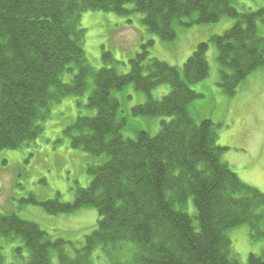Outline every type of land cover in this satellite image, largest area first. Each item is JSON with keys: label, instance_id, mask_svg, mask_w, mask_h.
Listing matches in <instances>:
<instances>
[{"label": "trees", "instance_id": "obj_1", "mask_svg": "<svg viewBox=\"0 0 264 264\" xmlns=\"http://www.w3.org/2000/svg\"><path fill=\"white\" fill-rule=\"evenodd\" d=\"M89 10L140 12L146 30L165 42L177 37L176 24L214 23L224 15L236 22L198 43L181 68L150 57L149 40L130 59V71L120 73L95 67L86 55L81 16ZM263 16L264 9L240 12L233 0H0V152L35 142L52 108L67 97L82 98L92 80L87 103H78L88 111L64 133L74 149L100 160L89 165L90 184L76 188L73 202L29 199L51 214L97 208V227L83 245L52 240L37 223L0 212V264H6L3 238L23 241L28 264H52V249L59 264H96L97 250L110 264H241L228 231L248 225L253 240L264 239V192L223 160L227 148L218 144L211 115H194L190 107L203 96L192 85L209 76L210 42L225 94H236L264 67ZM103 59L118 63L109 51ZM130 84L147 96L133 107L134 116L170 119L161 121L157 134L124 136L126 119L115 92ZM162 84L171 91L157 99L153 90ZM247 264H264V251L251 253Z\"/></svg>", "mask_w": 264, "mask_h": 264}, {"label": "rangeland", "instance_id": "obj_2", "mask_svg": "<svg viewBox=\"0 0 264 264\" xmlns=\"http://www.w3.org/2000/svg\"><path fill=\"white\" fill-rule=\"evenodd\" d=\"M233 5L240 12L258 11L264 9V0H233ZM127 7L134 8L132 4ZM142 19L140 12L130 15L101 10L84 12L81 26L87 30L84 49L90 62L97 68L115 67L118 72L127 73L130 71V59L142 50V44L153 40L152 45L148 46L150 57L181 68L198 43L223 34L236 22L235 18L224 15L214 23L189 27L176 24L177 37L165 42L157 34L149 33ZM258 30L264 36V16L258 21ZM104 51L111 52L118 63L105 62ZM207 57L210 73L204 81L192 85L203 96L193 102L191 112L194 115L200 112L211 115L217 127L218 144L227 148L222 155L223 160L242 181L264 192V67L252 73L236 94L228 95L219 86L220 65L213 42L209 44ZM91 89L92 80L82 98L67 97L56 104L51 117L44 123L43 133L35 142L24 144L16 150L0 152V212L16 213L22 219L37 223L52 240L64 239L78 247L97 227V208L86 206L71 212L51 214L42 204L29 199L33 197L44 202L58 198L61 202H73L76 188L89 186L92 176L88 167L100 160L74 149L64 129L80 113L88 111L78 103H87ZM170 91L169 84H162L153 90V96L160 99ZM115 96L121 103L120 117L126 119L123 127L125 137H136L140 130L155 135L161 121L170 120L134 116L133 107L144 103L147 96L136 90L133 84L116 91ZM188 211L191 214L195 211L192 200ZM228 235L232 241V251L238 255L241 264L248 263L251 253L260 255L264 251V239L253 240L248 225L232 228ZM72 246L68 245L71 254L74 253ZM1 252L6 264H28V251L20 238L1 239ZM94 253L96 264H110L101 250ZM50 259L52 264H59L55 249L51 250Z\"/></svg>", "mask_w": 264, "mask_h": 264}]
</instances>
